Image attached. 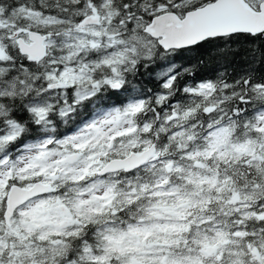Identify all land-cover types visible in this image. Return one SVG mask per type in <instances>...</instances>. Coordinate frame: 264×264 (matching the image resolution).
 I'll return each mask as SVG.
<instances>
[{
    "label": "snow or ice",
    "instance_id": "1",
    "mask_svg": "<svg viewBox=\"0 0 264 264\" xmlns=\"http://www.w3.org/2000/svg\"><path fill=\"white\" fill-rule=\"evenodd\" d=\"M0 264H264V0H0Z\"/></svg>",
    "mask_w": 264,
    "mask_h": 264
},
{
    "label": "trees",
    "instance_id": "2",
    "mask_svg": "<svg viewBox=\"0 0 264 264\" xmlns=\"http://www.w3.org/2000/svg\"><path fill=\"white\" fill-rule=\"evenodd\" d=\"M192 55H195V53H193ZM236 61L237 66H239V64L241 63V58L237 56ZM219 65L220 62L215 59V54L213 53V56L209 58V62L201 68V74L211 77L215 74V71L219 67Z\"/></svg>",
    "mask_w": 264,
    "mask_h": 264
}]
</instances>
